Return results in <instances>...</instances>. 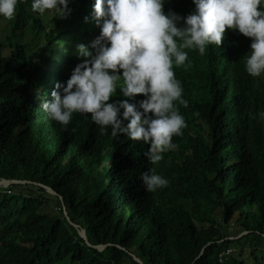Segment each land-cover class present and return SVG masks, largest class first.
<instances>
[{
  "label": "trees",
  "instance_id": "1",
  "mask_svg": "<svg viewBox=\"0 0 264 264\" xmlns=\"http://www.w3.org/2000/svg\"><path fill=\"white\" fill-rule=\"evenodd\" d=\"M31 4L18 0L12 20L0 16V180L30 182L0 187V264H139L134 256L143 264H264V73L245 69L252 40L229 29L204 55L185 49L188 60L173 71L186 126L152 164L148 144L113 137L111 126L102 132L91 114L73 113L67 126L49 118L44 105L85 59L77 45H91L84 39L94 27L75 40L68 18ZM69 4L94 20L90 0ZM195 7L164 0L166 13L184 18ZM121 84L110 102L143 111L146 97L123 96ZM146 171L168 185L146 191ZM74 225L92 246H109H88Z\"/></svg>",
  "mask_w": 264,
  "mask_h": 264
},
{
  "label": "clouds",
  "instance_id": "2",
  "mask_svg": "<svg viewBox=\"0 0 264 264\" xmlns=\"http://www.w3.org/2000/svg\"><path fill=\"white\" fill-rule=\"evenodd\" d=\"M18 0H0V16L12 20ZM195 11L186 18L166 13L164 0H95L94 19L102 22L101 34L90 46L77 45L84 57L66 86L57 83L52 100L44 105L50 119L63 126L73 113L91 114L103 132L111 126V135L125 134L150 147L147 160L157 164L162 153L176 145L174 136L186 126L174 102L187 107L182 87L173 66L188 60L185 49H198L204 55L206 45L221 47L226 32L238 30L252 40L245 69L253 77L264 73V0H193ZM69 0H32L31 8L41 15L56 11L61 18L70 14ZM183 21V26H179ZM122 71V75L120 72ZM125 97L143 95L137 106L128 100L110 102L117 82ZM62 90V91H61ZM123 109V120L119 119ZM264 118V112L260 113ZM146 191L166 187L161 175L142 173Z\"/></svg>",
  "mask_w": 264,
  "mask_h": 264
},
{
  "label": "rangeland",
  "instance_id": "3",
  "mask_svg": "<svg viewBox=\"0 0 264 264\" xmlns=\"http://www.w3.org/2000/svg\"><path fill=\"white\" fill-rule=\"evenodd\" d=\"M94 4H95V0H90L89 11L90 10L94 11ZM68 8L71 11H70L69 16L66 17V18H68V20L66 21L64 28H66V29L69 28L72 32L75 33V36H74L73 39H75V40H81V39L84 38V35L86 33L87 25L93 26L94 27V31L90 35H88L86 39H84L85 42H87L88 44L89 43L91 44L97 37L100 36V34H101V28H102V22H101L100 25L97 24L96 20L94 19V12L90 16L94 20H92V19L90 20V19H87L86 16H84L82 18L81 15H80V12L78 10H75L73 12V9H71L72 7H70V4H68ZM51 13L53 14L52 19H55V11H51ZM83 22H85L84 29L83 30H79L78 32H75L74 29H77V27L79 25H81ZM12 42H14V41L12 40ZM45 49H46V47H44L41 50V54H42V56H46L47 57V55L45 53ZM69 49L71 51H73V52L76 51L75 48L74 49L73 48H69ZM48 53L50 54V50H48ZM43 70H46V68H43ZM43 79H44V77H41V78H39L37 80L38 81H41ZM56 208L59 209L58 207H56V205L53 204L49 209H56ZM232 228H235V227L232 226Z\"/></svg>",
  "mask_w": 264,
  "mask_h": 264
},
{
  "label": "water",
  "instance_id": "4",
  "mask_svg": "<svg viewBox=\"0 0 264 264\" xmlns=\"http://www.w3.org/2000/svg\"><path fill=\"white\" fill-rule=\"evenodd\" d=\"M27 183H30V182H28V181H17V180H6V179H3V180H0V187L7 188V187L12 186V185L27 184ZM45 188L47 189V191H48L49 193H51V194L54 195V196H57V193H56L52 188H49V187H45ZM60 200H62V198H60ZM66 216H67L68 221H69L71 224H73V223L71 222L70 217L68 216L67 213H66ZM74 226H75L76 228H78V230H79V235H80L81 238H82V239L88 244V246H90V247H92V248H94V249H97V250H99V251H102L103 249H105L106 247L109 246V245H106V246H104V245L92 246V245L89 243V241H88V237H87L86 230L80 228L78 225H74ZM247 234H248V232H244V233H242L239 237H237V238H231V239H233V240H235V239H239V238H241V237H243V236H245V235H247ZM202 255H203V251H202V253L200 254V256H199L198 258H200ZM134 259H135L139 264H143V262H142L139 258H137L136 256H134Z\"/></svg>",
  "mask_w": 264,
  "mask_h": 264
}]
</instances>
